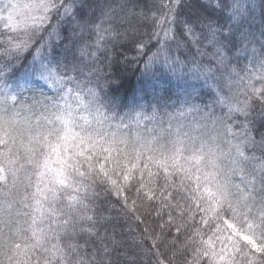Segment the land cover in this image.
<instances>
[{
  "label": "snow or ice",
  "instance_id": "1",
  "mask_svg": "<svg viewBox=\"0 0 264 264\" xmlns=\"http://www.w3.org/2000/svg\"><path fill=\"white\" fill-rule=\"evenodd\" d=\"M149 255L264 264V0H0V264Z\"/></svg>",
  "mask_w": 264,
  "mask_h": 264
},
{
  "label": "trees",
  "instance_id": "2",
  "mask_svg": "<svg viewBox=\"0 0 264 264\" xmlns=\"http://www.w3.org/2000/svg\"><path fill=\"white\" fill-rule=\"evenodd\" d=\"M134 53L128 52V56L131 57ZM122 61V58H121ZM110 71L113 72V76L111 77L112 81L115 84L119 85V90L122 94L131 95L132 92L139 87L138 77L139 71L132 64H128L125 62L116 63ZM151 227H155L154 223L150 222ZM145 225L137 224L134 220L121 221V225L118 230H123L126 234L125 239L132 243L134 237L139 238L140 234L143 232ZM151 241L145 239L143 247L147 248L150 246ZM164 249L161 248V252ZM167 255H171V253H167ZM167 255L164 257L167 258ZM141 264H155V259L151 255L149 256H141L140 257Z\"/></svg>",
  "mask_w": 264,
  "mask_h": 264
}]
</instances>
